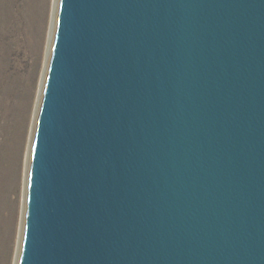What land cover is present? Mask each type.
<instances>
[{"label":"water","instance_id":"obj_1","mask_svg":"<svg viewBox=\"0 0 264 264\" xmlns=\"http://www.w3.org/2000/svg\"><path fill=\"white\" fill-rule=\"evenodd\" d=\"M17 264H264V0H58Z\"/></svg>","mask_w":264,"mask_h":264},{"label":"bare ground","instance_id":"obj_2","mask_svg":"<svg viewBox=\"0 0 264 264\" xmlns=\"http://www.w3.org/2000/svg\"><path fill=\"white\" fill-rule=\"evenodd\" d=\"M57 3L58 0H2V2H0V54H2V58L0 59L1 89L4 84V78L8 76L1 70V67L5 64L3 63V58L6 56V53H3V50H5L4 44L8 45L5 39L9 34V26L13 22L10 17L12 15L10 10L11 4L14 5V48L21 50L25 46H29L30 48L37 47V55H39L36 66L38 77L35 79V85L34 81L30 82L31 84L28 81L24 82V78L17 79L19 82L17 80H11L14 91L17 87V89L21 88L19 84L23 86V94L21 92L19 96L18 93L11 94V92L1 91L2 94L0 95V109H5L0 114L3 115L0 116V264H15L14 261L16 262L18 259L20 251V235H22V222L24 220V196L26 195L29 163L28 157L30 155L34 118L38 110L39 93H41L43 85L42 80H44L46 72L45 67L48 62L52 44L51 41L54 23L56 21ZM46 13L48 14L46 15ZM7 55L9 56L8 53ZM33 71L34 69L30 74H32ZM25 87L29 88L27 94L25 93ZM35 87H37V90L34 92ZM30 105L33 109L31 118L28 117V108ZM15 192H17L18 195L16 203L13 202V205H11L10 195ZM14 220H16L17 231L14 234L16 235L15 244L13 243L11 247L13 249V256L9 263H5V256L10 244L8 243V239H5V236H7V232H9V228H11ZM16 255L17 259L15 258Z\"/></svg>","mask_w":264,"mask_h":264},{"label":"rangeland","instance_id":"obj_3","mask_svg":"<svg viewBox=\"0 0 264 264\" xmlns=\"http://www.w3.org/2000/svg\"><path fill=\"white\" fill-rule=\"evenodd\" d=\"M0 2H2V0H0ZM13 4H14V2H13ZM13 4H11V7H10V10H11V14L12 15H13V12H14V5ZM47 14L48 13H46V15ZM12 15L10 17L12 18L13 22L9 26V34H8L7 38L5 39V41L8 42V45L7 44L6 45L4 44L5 50H3V53L4 52L6 53V56L4 57L5 59L3 58V61H4L3 63H5V64L2 65V67H1L2 68L1 70L3 72H5V74L8 75L7 76L8 78L7 77L4 78L5 80H4V84H3L2 89L0 87V95L2 94V92H11V94L18 93L19 96H20V93L22 92V94H23V92H24L23 86L21 84H19V86H21V88L20 89H17L18 88L17 87L15 89V91H14V86L11 85V83H12L11 80H17L19 78H21V79L24 78L23 79V80H25L24 82H27L28 81L30 83V82H33L34 81V85H35V79L38 77V75H37L38 72H36V66H37V61L39 59V55H37L38 54L37 47L36 48L35 47L34 48H30L29 46H25L24 45L25 47H23L21 50H17L16 48H14V41H13L14 40V31H13L14 30V28H13L14 27V18H13L14 15L13 16ZM7 53L9 54V56L7 55ZM35 56L37 57V59H36ZM1 58H2V54H0V59ZM33 69H34L33 73L30 74V72ZM25 89H26V92L25 93L27 94L29 88L25 87ZM36 90H37V87L34 88V92ZM13 97H14V95H13ZM30 106H29L30 109L28 108V110H29L28 117L29 118H31V114H32V111H33L32 106L31 107ZM4 110H5L4 108L0 109V114ZM35 112H36V109H35ZM0 116H3V115H0ZM33 118H34V113H33ZM31 122H33V121H31ZM23 152H24V147H23ZM21 157H22V155H21ZM21 157H20V161H21ZM10 196H11L10 197L11 198L10 199V202L12 203L11 205H13V202L16 203V198L18 196L17 195V192L13 193ZM11 218H12V214H11ZM15 221L16 220H14L12 222L11 228H9V232H7L8 233L7 234L8 237L5 236V239H8V243H10L9 244V247H8V251H7L6 256H5V260H4L5 263H9V261L11 260V258L13 256V253H12L13 252V249L11 247H12V244L13 243L15 244L16 235H14V234L17 231V229H16V222ZM15 258L17 259V255H16ZM14 263L16 264L15 261H14Z\"/></svg>","mask_w":264,"mask_h":264}]
</instances>
